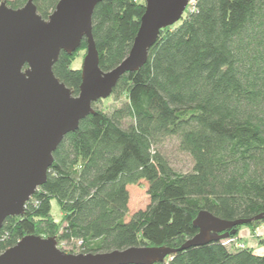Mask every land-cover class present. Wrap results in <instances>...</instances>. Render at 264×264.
<instances>
[{"label":"trees","instance_id":"1","mask_svg":"<svg viewBox=\"0 0 264 264\" xmlns=\"http://www.w3.org/2000/svg\"><path fill=\"white\" fill-rule=\"evenodd\" d=\"M6 1L16 9L29 0ZM33 2L48 18L59 0ZM145 8L139 0L97 4L92 24L102 69L127 57ZM160 32L144 65L113 88L115 102L95 101L94 112L64 136L46 183L25 213L0 229V254L28 234L56 236L81 253L179 249L199 232L202 210L226 220L264 213V0H192L182 19ZM87 48L84 38L53 67L75 95L82 69L72 64ZM171 136L192 157L191 170L179 171L160 151ZM263 224L264 218L240 224L229 238L153 264H264L254 247L225 241ZM257 240L264 248V235Z\"/></svg>","mask_w":264,"mask_h":264},{"label":"water","instance_id":"2","mask_svg":"<svg viewBox=\"0 0 264 264\" xmlns=\"http://www.w3.org/2000/svg\"><path fill=\"white\" fill-rule=\"evenodd\" d=\"M102 0H59L48 18L29 0L12 8L0 4V229L10 216L25 213L43 186L54 152L64 136L94 112L93 103L112 95L124 73L141 68L160 30L180 21L191 0H146L133 47L121 64L102 69L93 35V15ZM87 39L79 94L61 81L53 67L62 51L73 53ZM264 218L237 220L202 210L198 233L179 249L130 246L108 252H68L56 236L28 234L0 254V264H153L177 250L229 238L231 228Z\"/></svg>","mask_w":264,"mask_h":264},{"label":"rangeland","instance_id":"3","mask_svg":"<svg viewBox=\"0 0 264 264\" xmlns=\"http://www.w3.org/2000/svg\"><path fill=\"white\" fill-rule=\"evenodd\" d=\"M139 1L146 2V0H139ZM191 7H192V0L188 3L186 9L188 10ZM86 53L87 50L79 51L72 66L75 68L79 67L81 69L84 61V56L86 55ZM109 97L104 99L105 104L110 105L113 102H115L113 97L112 98ZM179 146H180L179 140L176 137L171 136L170 138H167L160 143L159 149L163 153V155L166 156L169 162L172 165H174L176 169H178L179 171H189L193 167L192 157L190 156L189 153L180 150ZM52 204H53V214L55 215V218L59 221L62 220L63 214L60 212L59 204L57 203L56 200H53ZM254 232L255 231L247 228V231L241 232V235H238L237 239L240 240V242L241 241L245 242L247 246L254 247V251H256L257 253L259 254L264 253V248L258 244V240H257L258 236H256L257 234H255ZM77 246L78 244L73 248L71 244H67V243L59 244V248L61 249L65 248V250H67L68 252L74 250L78 253L80 251V248Z\"/></svg>","mask_w":264,"mask_h":264},{"label":"built area","instance_id":"4","mask_svg":"<svg viewBox=\"0 0 264 264\" xmlns=\"http://www.w3.org/2000/svg\"><path fill=\"white\" fill-rule=\"evenodd\" d=\"M255 234H257L256 236H263L264 235V224L263 225H261V226H259V227H257V229L255 230V232H254ZM225 241H226V243L228 244V245H232V246H235V247H238V248H241V247H243V246H245L246 245V243L245 242H243V241H241L240 242V240H238L237 238H233V239H225Z\"/></svg>","mask_w":264,"mask_h":264},{"label":"crops","instance_id":"5","mask_svg":"<svg viewBox=\"0 0 264 264\" xmlns=\"http://www.w3.org/2000/svg\"><path fill=\"white\" fill-rule=\"evenodd\" d=\"M247 231V228H242V232H246ZM261 254H264V253H261Z\"/></svg>","mask_w":264,"mask_h":264}]
</instances>
